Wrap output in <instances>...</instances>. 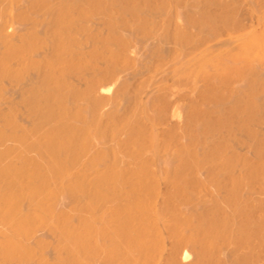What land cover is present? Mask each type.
<instances>
[{
	"label": "bare ground",
	"instance_id": "1",
	"mask_svg": "<svg viewBox=\"0 0 264 264\" xmlns=\"http://www.w3.org/2000/svg\"><path fill=\"white\" fill-rule=\"evenodd\" d=\"M0 264H264V0H0Z\"/></svg>",
	"mask_w": 264,
	"mask_h": 264
},
{
	"label": "rangeland",
	"instance_id": "2",
	"mask_svg": "<svg viewBox=\"0 0 264 264\" xmlns=\"http://www.w3.org/2000/svg\"><path fill=\"white\" fill-rule=\"evenodd\" d=\"M194 55H190L189 57H193ZM196 57V58H195ZM205 55H201V56H194V59L191 61L192 64H188L189 67L191 66H198L200 65L201 61H203V59H205ZM198 58V59H197ZM197 59V60H196ZM207 104V105H206ZM214 100H211V99H205V100H202V103L200 105V111H199V114H198V119L196 121V123H199L201 122V125H200V131L201 132H204L205 135L208 133H210V130H211V122H210V119L213 118L214 116ZM212 107V108H210ZM212 110V111H211ZM207 137V135H206ZM205 142V139H202V137L199 138V142ZM192 153H195V155L197 156L198 153H199V150L197 149V146H193L192 147ZM186 188L184 186H182V188L180 189V194H183L186 190Z\"/></svg>",
	"mask_w": 264,
	"mask_h": 264
}]
</instances>
